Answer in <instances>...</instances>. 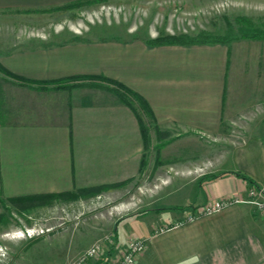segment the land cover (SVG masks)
Returning a JSON list of instances; mask_svg holds the SVG:
<instances>
[{"label": "crops", "instance_id": "crops-1", "mask_svg": "<svg viewBox=\"0 0 264 264\" xmlns=\"http://www.w3.org/2000/svg\"><path fill=\"white\" fill-rule=\"evenodd\" d=\"M87 1L95 0H0V63L22 78L0 71V215L18 211L8 198L98 186H107L102 195L120 193L145 170L177 165L180 174L162 183L169 189L149 210L116 221L112 260L142 238L135 264H264V211L252 203L173 226L204 204L264 189V40L150 45L74 29L83 22L72 11ZM77 75L120 82L153 117L123 102L114 85L69 79ZM154 137L159 157L150 163Z\"/></svg>", "mask_w": 264, "mask_h": 264}, {"label": "rangeland", "instance_id": "rangeland-1", "mask_svg": "<svg viewBox=\"0 0 264 264\" xmlns=\"http://www.w3.org/2000/svg\"><path fill=\"white\" fill-rule=\"evenodd\" d=\"M79 3L72 11L73 18L74 21L81 19L83 24L80 22L82 25L74 29H88L108 37L155 38L162 33L195 35L203 30L225 34L229 23L237 30L239 16L264 28V2L257 0H102ZM169 10L171 18L168 20ZM163 13L166 19H163ZM2 29L0 27V31ZM157 141L154 137L153 146L146 152L150 163L159 157ZM212 144L213 139L203 140V151ZM209 161L204 160L201 173L210 170L205 167ZM179 174L177 165L171 166L164 174L145 170L120 193L99 194L73 204L56 200L50 208H34L23 214L10 207L5 210L9 214L7 225L0 227V264H71L87 246L98 241L104 244L103 251L87 264L114 259V252L108 250L114 241L116 221L130 210L137 213L149 210L152 202L169 189L162 187V183ZM124 227H120L121 234L128 230ZM30 228H37L39 233L28 235L21 231Z\"/></svg>", "mask_w": 264, "mask_h": 264}, {"label": "trees", "instance_id": "trees-1", "mask_svg": "<svg viewBox=\"0 0 264 264\" xmlns=\"http://www.w3.org/2000/svg\"><path fill=\"white\" fill-rule=\"evenodd\" d=\"M96 2L102 0H95ZM93 2L87 1L86 3ZM77 5L81 3H76ZM75 4V5H76ZM237 22L239 23L237 30L235 31L233 25L229 23V28L227 33L225 34H217L212 33L210 31L203 30L195 35L191 34H165L162 33L155 38H146V42L150 45H164V44H198V43H228L238 38H250V39H260L264 40V28L256 26L250 19L246 17L239 16L237 17ZM0 71L14 77L16 79H22L20 76L10 72L0 63ZM70 80H78V79H91V80H100L107 82L109 84L114 85V88H110L123 102L128 104L131 107H138L142 108L143 111L152 118V114L150 113V108L148 106L147 101L137 92L133 91L132 89L128 88L127 86L121 84L120 82L111 79L104 75H77L69 78ZM142 122V119H141ZM143 123V134L145 137V142L147 146L150 144L151 140L148 136V129ZM159 131V130H158ZM161 145H159V148ZM144 162V161H143ZM223 173L220 174H212L210 175L211 178L220 177ZM237 175L247 179L250 182H253L251 178L247 175L236 172ZM126 182L116 184L115 186H123ZM107 186H98V187H91L83 190H77L73 192H63L58 194H40V195H31V196H23L18 198H8L7 200L17 207L18 211L22 213L28 212L35 207L43 206V205H50L55 200H76L79 199L81 196H96L103 190H105ZM8 214L3 213L0 215V223L8 221ZM112 251V250H111ZM97 264H106V262L98 261Z\"/></svg>", "mask_w": 264, "mask_h": 264}, {"label": "built area", "instance_id": "built-area-1", "mask_svg": "<svg viewBox=\"0 0 264 264\" xmlns=\"http://www.w3.org/2000/svg\"><path fill=\"white\" fill-rule=\"evenodd\" d=\"M242 202L252 203L259 210L264 211V189L260 187H252L249 189L246 197L223 198L204 204L196 208L194 211L188 212L182 219L176 221L173 226H181L187 222L193 221L199 216L212 214L231 204ZM21 231L28 233V235L39 233L37 228H30ZM146 246L145 239L134 238L128 242L121 256L115 260L106 262V264H135L137 258L145 251ZM103 247L104 244L102 242H95L85 249L71 264H87L90 259L97 257L103 251Z\"/></svg>", "mask_w": 264, "mask_h": 264}]
</instances>
